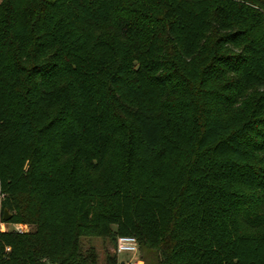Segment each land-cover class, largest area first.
<instances>
[{"label": "trees", "instance_id": "16d2710c", "mask_svg": "<svg viewBox=\"0 0 264 264\" xmlns=\"http://www.w3.org/2000/svg\"><path fill=\"white\" fill-rule=\"evenodd\" d=\"M0 194V264H264V0H0Z\"/></svg>", "mask_w": 264, "mask_h": 264}, {"label": "built area", "instance_id": "2783aa9c", "mask_svg": "<svg viewBox=\"0 0 264 264\" xmlns=\"http://www.w3.org/2000/svg\"><path fill=\"white\" fill-rule=\"evenodd\" d=\"M3 199V195L0 194V202ZM4 223V222H3ZM10 229L4 230L3 227H1L0 232L3 231H13L15 233H26L28 231V227L26 225H20V224H9ZM9 251L8 247H2L0 249V257H3L7 252ZM113 252L117 257L120 254H126L129 256L127 261H119L121 264H143V262L140 260L137 243L135 239L131 236H118L115 239Z\"/></svg>", "mask_w": 264, "mask_h": 264}, {"label": "rangeland", "instance_id": "374dc122", "mask_svg": "<svg viewBox=\"0 0 264 264\" xmlns=\"http://www.w3.org/2000/svg\"><path fill=\"white\" fill-rule=\"evenodd\" d=\"M9 224L10 223H3V222L0 221V229H1V227H3L4 230L10 229ZM81 242H82L83 248H87L89 246L94 248V250L96 252V255H97L98 264H103V259H104V253L103 252H104V250H106V251H108L110 253H114L113 252V248L110 247L106 241L102 242L99 239H82ZM145 256L146 255H145V253L143 251L139 252L140 260L143 262V264H148V262L146 261V257ZM128 258H129V256L126 255V254L118 255V260L119 261H127Z\"/></svg>", "mask_w": 264, "mask_h": 264}, {"label": "water", "instance_id": "95a60500", "mask_svg": "<svg viewBox=\"0 0 264 264\" xmlns=\"http://www.w3.org/2000/svg\"><path fill=\"white\" fill-rule=\"evenodd\" d=\"M9 219H10V215L6 211H3L2 216H1L2 222H7ZM119 264H121V263H119Z\"/></svg>", "mask_w": 264, "mask_h": 264}]
</instances>
